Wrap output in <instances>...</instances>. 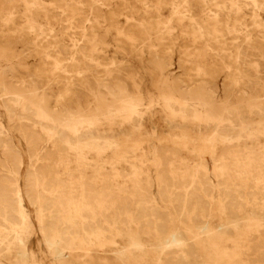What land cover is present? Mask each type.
<instances>
[{
    "label": "rangeland",
    "instance_id": "rangeland-1",
    "mask_svg": "<svg viewBox=\"0 0 264 264\" xmlns=\"http://www.w3.org/2000/svg\"><path fill=\"white\" fill-rule=\"evenodd\" d=\"M263 35L264 0H0V264H264Z\"/></svg>",
    "mask_w": 264,
    "mask_h": 264
},
{
    "label": "bare ground",
    "instance_id": "bare-ground-1",
    "mask_svg": "<svg viewBox=\"0 0 264 264\" xmlns=\"http://www.w3.org/2000/svg\"><path fill=\"white\" fill-rule=\"evenodd\" d=\"M106 2H108V1H106ZM252 3V2H251ZM100 5V4H99ZM93 6V5H92ZM228 14V13H227ZM85 17V16H84ZM83 23V22H82ZM166 23V22H165ZM241 29V28H240ZM264 36V35H263ZM79 46V45H78ZM250 46V45H249ZM241 51V50H240ZM251 59V58H250ZM64 66V65H63ZM87 69V68H86ZM86 72V71H85ZM96 72V71H95ZM77 80V79H76ZM236 80V79H235ZM68 81V80H67ZM107 81V80H106ZM205 82V81H204ZM86 83V82H85ZM67 84V83H66ZM111 85V84H110ZM67 86V85H66ZM112 87V86H111ZM63 89V88H62ZM113 90V89H112ZM216 90V89H215ZM74 96V95H73ZM89 100V99H88ZM80 101V100H79ZM84 101V100H83ZM91 103V102H90ZM68 116H69V114H68ZM64 118V117H63ZM25 138V137H24ZM47 147V146H46ZM33 150V149H32ZM58 150V149H57ZM35 151V150H34ZM34 154V153H33ZM39 157V156H38ZM250 160V159H249ZM254 161V160H253ZM250 162V161H249ZM222 163V162H221ZM165 165H166V161H165ZM242 165V164H241ZM163 166V165H162ZM240 166V165H239ZM243 166H245V165H243ZM164 168H166V169H168V167H164ZM161 169H163V168H161ZM238 168H236V170H237ZM169 170V169H168ZM174 170H175V168H174ZM163 171H164V169H163ZM186 171V170H185ZM233 171V170H232ZM161 172V171H160ZM200 172H202L201 170H200ZM244 172H246L245 170H244ZM161 173H163V172H161ZM195 173V172H194ZM197 173V172H196ZM216 174V173H215ZM246 174V173H245ZM121 175V174H120ZM166 175V174H165ZM178 175V174H177ZM217 175V174H216ZM251 175V174H250ZM124 176V175H123ZM208 176V175H207ZM246 176V175H245ZM250 177V176H249ZM252 177V176H251ZM165 178V177H164ZM178 178V177H177ZM227 178V177H226ZM253 178V177H252ZM0 179H1V177H0ZM163 179V178H162ZM170 177H169V181H170ZM173 179V178H172ZM224 179V178H223ZM236 179V178H235ZM206 180V179H205ZM244 180H246V179H244ZM1 181V180H0ZM176 181H180V179H176ZM176 181H174L173 180V182H176ZM236 181V180H235ZM150 182V181H149ZM171 182V181H170ZM222 182V181H221ZM4 183V182H3ZM228 183V182H227ZM254 183V182H253ZM264 183V182H263ZM171 184H174V183H171ZM193 184H194V178H192V177H189V178H185V179H183L181 182H179V184H177L176 186L174 185V190H175V192H176V195L178 196V195H182V197H183V200H184V203H188L189 202V200H190V196H191V193H192V189L193 188H195V187H197V185H195V187H193ZM196 184V183H195ZM245 184V183H244ZM142 185V184H141ZM260 185H261V183H260ZM144 186V185H143ZM159 186V185H158ZM172 187V186H171ZM1 189V188H0ZM164 189H166V188H164ZM196 189V188H195ZM2 190V189H1ZM146 190V189H145ZM208 191H209V189H207ZM211 190V189H210ZM219 190V189H218ZM3 191V190H2ZM137 191V193H138V195L141 197V198H143V197H145L146 196V193H145V191H144V195H143V193H142V191H140L139 190V188L136 190ZM166 191V190H165ZM167 192H169V191H167ZM196 192H198V191H196ZM218 192V191H217ZM170 194V193H169ZM172 194H173V192H172ZM9 195V194H8ZM5 196V195H4ZM85 196V195H84ZM86 197V196H85ZM201 197V196H200ZM61 198V197H60ZM148 198V197H147ZM174 198V197H173ZM256 198V197H255ZM232 199V198H231ZM141 200V199H140ZM236 200V199H235ZM214 201V200H213ZM181 202V201H180ZM209 204V203H208ZM211 204V203H210ZM185 205V204H184ZM198 205V204H197ZM220 205H222V204H220ZM224 205V204H223ZM112 206V205H111ZM210 206V205H209ZM178 207V206H177ZM222 207V206H221ZM2 209V208H1ZM190 209V208H189ZM207 209V208H206ZM181 210V209H180ZM179 210V211H180ZM180 214H182L181 212H179ZM156 217H157V219L158 218H160V217H158L157 215H156ZM162 218V217H161ZM165 218V217H164ZM181 218V217H180ZM199 218V217H198ZM161 220V219H160ZM181 220V219H180ZM163 223H161L162 225H161V229L164 231V232H166L167 234L166 235H168V233H169V235H170V232H171V228H170V226L167 224V220H164V221H162ZM59 223V222H58ZM173 223V222H172ZM176 224V223H175ZM177 225V224H176ZM173 228V227H172ZM178 228V227H177ZM174 229V228H173ZM175 230V229H174ZM180 231V230H179ZM173 232V231H172ZM174 233V232H173ZM159 238V237H158ZM161 238V237H160ZM172 244V243H171ZM193 248V247H192ZM167 251V250H166ZM176 252V251H175ZM165 255V254H164ZM160 256V255H159ZM173 256V255H172ZM171 257H169V260H171L170 259ZM166 261V260H165ZM173 261V260H172ZM175 262V261H174ZM174 262H168V264H175ZM158 263V262H157ZM166 264V263H165Z\"/></svg>",
    "mask_w": 264,
    "mask_h": 264
}]
</instances>
